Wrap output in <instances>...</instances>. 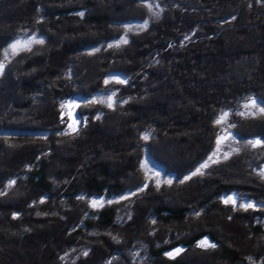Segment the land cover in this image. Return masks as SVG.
Returning <instances> with one entry per match:
<instances>
[{
    "label": "trees",
    "instance_id": "obj_1",
    "mask_svg": "<svg viewBox=\"0 0 264 264\" xmlns=\"http://www.w3.org/2000/svg\"><path fill=\"white\" fill-rule=\"evenodd\" d=\"M23 33L43 43L0 73V264H264V144L169 185L141 166L182 178L217 148L220 113L264 105V0H0V61ZM230 122L264 140V112Z\"/></svg>",
    "mask_w": 264,
    "mask_h": 264
},
{
    "label": "rangeland",
    "instance_id": "obj_2",
    "mask_svg": "<svg viewBox=\"0 0 264 264\" xmlns=\"http://www.w3.org/2000/svg\"><path fill=\"white\" fill-rule=\"evenodd\" d=\"M142 23L141 22H131L129 24H126L124 26L125 28V31L128 33V32H131V31H135V30H139L141 29L142 27ZM35 38L36 40H39V36H36V34L34 33H23L21 34V36H19L16 40H14L10 45L7 46V48L5 50H10V46L15 43L16 41H21L22 43L23 42H26L28 40H31L32 38ZM125 37L126 35L120 40H117V41H113V45H119L120 43H123V41L125 40ZM35 43H32L29 48ZM27 48V49H29ZM4 50V52H5ZM22 50V49H21ZM19 51V50H18ZM12 56V54L10 53L8 58L5 59L4 57V53H3V57H2V60L0 61V63H4L5 60H8L10 57ZM2 71H0L1 73ZM113 94L111 93H103V94H97L95 95L93 98V100H97V101H101V102H107L109 101V98H111V100L113 99ZM252 100H256L254 98H251V97H248V98H245L244 100H242L241 102H239L238 106L235 108V109H231V110H228V111H224L222 113H220L218 119L224 115V113H227V116L225 118V120L221 123V126H222V130L220 133L222 134H225L226 132H231L229 136L225 137L226 139L223 140L222 144L220 145V151L219 152H216V149L214 150V152H216V155L213 156V159L212 160H221V159H225V154H227V157L231 154V153H236L237 151L243 149V148H248V147H252L251 143L252 141H256V139H250V140H247V139H241L239 138L237 135H234L233 133V129H234V125L233 123L230 122V120L232 119L233 116H247V115H256V114H260L262 113L260 111L261 108H264V105H262L261 102H259L258 100L257 101V104L255 106L252 105ZM83 103H87L86 102H79L77 105L80 106L81 104ZM72 105H76V104H71V101L67 102L66 104H64V108H65V112L66 114L70 117V121L68 123V127L70 124L73 125V128L76 130L78 128L79 125H82L83 122H84V119L83 118H80V119H77L76 116L74 115V108L72 109ZM247 105V107H246ZM236 114V115H235ZM217 119V120H218ZM73 128H69V129H72ZM233 137V138H232ZM261 141V144H264V140H259ZM260 145H257L256 147H259L261 146ZM212 156V154H211ZM211 160L207 159L204 161V163H207L209 165ZM202 163V164H204ZM201 165V164H200ZM197 166L192 172L184 175L182 178H176V176L172 173H166L161 167L157 166L155 163H153L152 161H150L148 159V157L146 156V154H144V158L142 160V163H141V166L143 168V170L147 173L148 177L151 179L150 182L152 184H154L155 186H159L161 184H172V183H177V182H181L183 180H186V177L187 179L190 177V176H193V173L196 172V169L200 167ZM208 167V166H207ZM206 168H203L201 171L202 173L207 169ZM262 171H264V163H262V165L260 166L259 169H257V172L258 174H260ZM198 174V173H197ZM196 175V174H195ZM263 179H264V176L260 175ZM168 181H171V183H168ZM137 190H134L133 193H136ZM129 193H126L125 196H128ZM234 195V194H233ZM239 197V196H238ZM102 200V199H101ZM239 200V201H238ZM245 200L244 198H238V199H231V200H227L228 202L226 204H232V201H237V206H241V202ZM92 201H95L96 204L94 205L93 202V207H96L101 203L100 200H97V198H94ZM103 201V200H102ZM106 202V201H105ZM248 201H245V203H243V205H247L249 204L246 203ZM252 205V204H251ZM260 222L262 223L263 227H264V218H262L260 220ZM202 241H207L209 243V240L206 238V237H203L201 238V240H199V244L201 245V242ZM177 249H179L181 251V247H177V248H173L171 250H169L168 252L165 253V255L167 257H173L175 255H177ZM144 248L141 246V245H138V247H135L134 250H133V257H134V260L137 261V262H140L141 259H143V256H144ZM179 251V252H180ZM171 253V255H169Z\"/></svg>",
    "mask_w": 264,
    "mask_h": 264
},
{
    "label": "snow or ice",
    "instance_id": "obj_3",
    "mask_svg": "<svg viewBox=\"0 0 264 264\" xmlns=\"http://www.w3.org/2000/svg\"><path fill=\"white\" fill-rule=\"evenodd\" d=\"M145 7H148V8H149V11L152 10V5H151L150 3H147V2H146V3H145ZM81 15H83V14L81 13ZM142 27H143V25H142ZM123 42H124V43H127V40H124ZM32 43H43V40H36L34 37H33L31 40H28V41L23 42V43H22L21 41L18 40V41H16L15 43H13V44L10 46V50H5V52H4V57H5V59L8 58V56H9L10 53H11L12 55H15V54L17 53L18 50L29 48V46H30ZM3 68H4V64H3V63H0V71H2ZM112 104H113V102H112L111 98H109L108 106H109V107H112ZM256 104H257V101H256V100H252V105L255 106ZM62 107H63V105H62ZM246 107H247V105H246ZM260 111H261V112H264V108H261ZM226 116H227V113H224V115H222V116L216 121V123H217V124H221V123L225 120ZM69 128H73V125L70 124V125H69ZM73 131H75L74 128H73ZM144 139H148V136L145 135V136H144ZM224 139H226V138H225V137H221V136H218V137H217V149H216V152H219V151H220V145L222 144V142H223ZM250 143H251L252 147H256L257 145H260V144H261V141L256 140V141H252V142H250ZM216 152H213L212 156H209L208 159H209V160H212V159H213V156L216 155ZM225 158H227V154H225ZM213 162H215V161H213ZM207 166H208L207 163L201 164L200 167L196 169V172L193 173V175H195V174H197V173L203 174L201 170H202L203 168H206ZM260 175L264 176V171H262V172L260 173ZM186 179H187V177H186ZM168 183H171V181H168ZM9 186H11V185H9ZM229 199H231V198H229ZM225 202L227 203L228 201L226 200ZM232 202L235 203V201H232ZM93 204L95 205L96 202L93 201ZM241 206H242V207H245V208L253 207V205H251V204L241 205ZM201 246H202V247H203V246L215 247L214 244H209L207 241H202V242H201ZM176 251H177V254H178L180 250L177 249ZM169 255H171V253H170Z\"/></svg>",
    "mask_w": 264,
    "mask_h": 264
},
{
    "label": "water",
    "instance_id": "obj_4",
    "mask_svg": "<svg viewBox=\"0 0 264 264\" xmlns=\"http://www.w3.org/2000/svg\"><path fill=\"white\" fill-rule=\"evenodd\" d=\"M40 38V37H39ZM38 38V39H39ZM118 80H124L125 78L123 77V76H120V75H118ZM4 133L5 134H9L10 132L9 131H4ZM12 133H16V134H19V133H22L21 131H13ZM26 133H30V132H26ZM230 133L231 132H226L225 134H222V135H219V136H221V137H227V136H229L230 135ZM229 198H231V199H233V200H235V199H237V197L236 196H225L224 197V200L226 201V200H231V199H229ZM246 203H248V202H246ZM249 204H251L250 202H249Z\"/></svg>",
    "mask_w": 264,
    "mask_h": 264
}]
</instances>
